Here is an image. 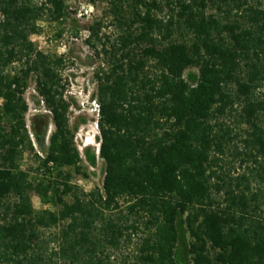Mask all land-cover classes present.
Wrapping results in <instances>:
<instances>
[{"label": "trees", "instance_id": "1", "mask_svg": "<svg viewBox=\"0 0 264 264\" xmlns=\"http://www.w3.org/2000/svg\"><path fill=\"white\" fill-rule=\"evenodd\" d=\"M73 1L0 0V264H264V0H103L90 191L67 55L32 39Z\"/></svg>", "mask_w": 264, "mask_h": 264}, {"label": "rangeland", "instance_id": "2", "mask_svg": "<svg viewBox=\"0 0 264 264\" xmlns=\"http://www.w3.org/2000/svg\"><path fill=\"white\" fill-rule=\"evenodd\" d=\"M74 10L71 17L64 24L63 37L53 39L52 35L56 29L53 24L44 23L45 34L32 36L38 47L47 53L66 54L68 64L65 67L63 75L70 82L68 95L71 97L74 105L71 110L72 129L76 136V143L82 153L85 169L89 178L81 175L75 177L77 182L86 191L94 189L96 186L102 187L105 178V161L100 157L99 148L101 145V132L98 126L99 106L95 98L96 73L105 67L104 56L101 53L102 45L93 46L88 42L89 27L94 24L96 19L105 16L106 4L100 0L96 5L91 4L88 0H74L72 2ZM107 21V20H106ZM104 33L108 36L114 34L113 28H105ZM107 67V66H106ZM197 69L190 68L186 71V76L190 82V73H197ZM26 98L30 104L28 113V122L37 113L47 112L43 102H39L40 97L36 91V81L32 77L29 88L26 92ZM53 126H51V129ZM91 150L97 153L98 162L93 167L87 159V151ZM30 162V161H29ZM229 168L230 164L227 165ZM244 168L238 161L235 174L243 172ZM34 206L37 210L47 208L41 199L35 195L33 198ZM135 245H129L124 249V253L131 255Z\"/></svg>", "mask_w": 264, "mask_h": 264}]
</instances>
